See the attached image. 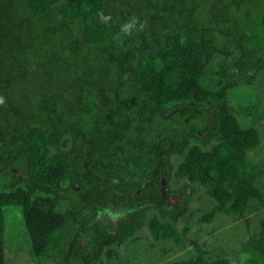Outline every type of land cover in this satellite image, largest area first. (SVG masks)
<instances>
[{"label": "trees", "instance_id": "16d2710c", "mask_svg": "<svg viewBox=\"0 0 264 264\" xmlns=\"http://www.w3.org/2000/svg\"><path fill=\"white\" fill-rule=\"evenodd\" d=\"M252 2L0 0V264L7 208L20 209L38 264H103L150 211L149 235L179 244L189 226L168 219L184 215L191 187L212 203L200 224L249 226L264 212V159L250 157L262 135L246 122L255 105L231 95L264 75V46L242 39L264 22ZM256 220L232 259L219 248L162 264H264Z\"/></svg>", "mask_w": 264, "mask_h": 264}, {"label": "rangeland", "instance_id": "374dc122", "mask_svg": "<svg viewBox=\"0 0 264 264\" xmlns=\"http://www.w3.org/2000/svg\"><path fill=\"white\" fill-rule=\"evenodd\" d=\"M254 9H261L264 0H252ZM244 5V4H243ZM264 12V11H263ZM260 29L253 31H246V34L242 37L248 36L249 39L245 41L247 47L264 46V22L261 21ZM255 36L257 39H255ZM258 53V52H257ZM255 53V54H257ZM260 54V53H258ZM263 73V72H262ZM258 75L253 83L243 86H236L232 89L231 95L243 92V99L245 104L242 106H252V114L248 115V122L250 125H254L259 132H261V149L253 151L250 155L252 160L259 158L264 159V75H261L260 79ZM205 83L209 87L218 86V77L209 76L204 79ZM244 85V84H243ZM245 88V90H244ZM254 93L252 95L250 93ZM239 95V94H237ZM231 99V97L229 96ZM180 157L172 156V162L177 165ZM182 183L181 179H177L171 176L168 187L171 191H175L180 187ZM190 187L192 186L189 184ZM193 189L192 194H189L187 204L185 206L184 215L177 218L176 222H172L168 219L175 228L179 231L186 225L189 226V230L182 236L181 242L176 244L173 240H154L148 233L146 228V222L153 212H148L145 218L144 225L141 228L136 229L134 234L129 240H125L122 243H114L109 248L114 250V254L111 258L102 256L103 264H162L177 259L188 258L191 255L210 252L216 254L219 248H222L226 252V257L233 258L235 255V247L239 242L248 238L250 233L256 227V218L264 217L262 213H252L248 215L251 224L246 225L243 220L236 219L233 221L229 217L219 215L213 223L208 225L200 224L198 219L202 215V211L211 207V202L207 199L204 190L199 187H191ZM174 194L175 196H167L169 202L172 200L173 204L179 202V197L183 193ZM177 197V199H176ZM176 199V200H175ZM5 214V229H4V244L7 250V264H38V261L42 259H36L30 254L31 245L29 236L23 227L21 211L18 207L7 208ZM12 209V210H10ZM64 209V208H63ZM62 209V210H63ZM191 215L190 218L187 216ZM263 215V216H262ZM158 216V215H157ZM231 221V222H230ZM230 225H227L229 224ZM213 227H221L219 231L206 232ZM229 227V231L225 234L222 229L226 230ZM219 232V233H218ZM87 235L81 236L78 239V247H85L87 243ZM106 250V249H105ZM44 264H81L77 258L71 256L68 260H55L49 261L47 259L41 261Z\"/></svg>", "mask_w": 264, "mask_h": 264}, {"label": "flooded vegetation", "instance_id": "af4514ba", "mask_svg": "<svg viewBox=\"0 0 264 264\" xmlns=\"http://www.w3.org/2000/svg\"><path fill=\"white\" fill-rule=\"evenodd\" d=\"M166 193H168V192H167V190H166ZM169 195H170V194H169ZM170 196H175V195H174V194H172V195H170ZM174 198H175V197H174ZM174 198H172V200H173ZM176 199H177V197H176ZM176 199H175V200H176Z\"/></svg>", "mask_w": 264, "mask_h": 264}, {"label": "clouds", "instance_id": "9594fccd", "mask_svg": "<svg viewBox=\"0 0 264 264\" xmlns=\"http://www.w3.org/2000/svg\"><path fill=\"white\" fill-rule=\"evenodd\" d=\"M127 27H129V26H126V27H125V30H127Z\"/></svg>", "mask_w": 264, "mask_h": 264}]
</instances>
